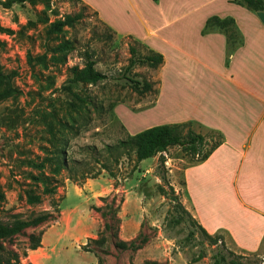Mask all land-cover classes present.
<instances>
[{
  "label": "rangeland",
  "instance_id": "rangeland-1",
  "mask_svg": "<svg viewBox=\"0 0 264 264\" xmlns=\"http://www.w3.org/2000/svg\"><path fill=\"white\" fill-rule=\"evenodd\" d=\"M64 43L71 50L61 59ZM130 43L78 0L0 4V67L17 89L0 99V215L7 222L14 214L52 215L6 238L5 246L19 252V264H34L44 251L41 264H212L219 253L220 264H264V248L244 252L222 230L210 239L178 209L173 196L182 203L183 170L194 163L179 145L163 153L164 165L158 154L137 163L132 148L106 149L127 138L128 126L159 119V107L152 108L156 68L138 64L127 74L152 82L144 94L122 77ZM86 52L106 78L73 84L71 67L81 68ZM191 128L209 147L210 128ZM59 159L67 168L54 172ZM29 193L41 194V202L27 203ZM44 232L42 251L30 252L28 236Z\"/></svg>",
  "mask_w": 264,
  "mask_h": 264
},
{
  "label": "crops",
  "instance_id": "crops-1",
  "mask_svg": "<svg viewBox=\"0 0 264 264\" xmlns=\"http://www.w3.org/2000/svg\"><path fill=\"white\" fill-rule=\"evenodd\" d=\"M118 35L164 57L155 70L158 121L220 132L223 143L183 170L182 204L210 234L222 230L244 252L264 248V10L236 0H81ZM232 18L242 43L228 53L222 31H203L209 16ZM170 103V105H169ZM151 109V108H149ZM148 110V109H147ZM161 122V123H159ZM145 125V126H144ZM41 246L30 252L42 251ZM34 264L47 256L39 253Z\"/></svg>",
  "mask_w": 264,
  "mask_h": 264
},
{
  "label": "trees",
  "instance_id": "trees-1",
  "mask_svg": "<svg viewBox=\"0 0 264 264\" xmlns=\"http://www.w3.org/2000/svg\"><path fill=\"white\" fill-rule=\"evenodd\" d=\"M27 0H3L0 4L4 7H10L14 3H20ZM84 6L87 7L81 0H78ZM157 1V0H154ZM238 4L246 6L249 10L258 12L264 10V0H236ZM95 14H97L94 11ZM83 16V12L80 11L77 13L76 17L81 18ZM67 22L71 23V16L67 17ZM109 28V27H108ZM110 29V28H109ZM207 30H215L222 31L227 38V42L229 44L228 53L235 50L237 46L242 43V37L240 32L234 25V21L232 18H219L215 15L209 16L203 28V31ZM131 39V43L128 45V51L130 54L129 61L127 66L123 71V78L127 80L132 89L138 94H144L146 92L152 91V82L147 80H139L134 76H128V73H131L133 67L138 64H146L151 68H157L164 62V57L159 52H155L154 50L146 48V52H141L136 47L137 45H143L139 41L135 40L131 36H127ZM144 46V45H143ZM146 47V46H145ZM59 50L63 53L61 59H65V55L71 50V46L69 44H61L59 46ZM95 60L91 58L90 54L86 52V60L84 65L80 68L75 65L71 67V78H69V82L73 84L78 83H87L90 85H95L99 81H102L106 78V75L94 68ZM10 74L5 73L0 67V85L7 83V86L0 92V99H5L13 96L17 93V89L8 85ZM75 96L81 100L85 101L78 94ZM186 127L185 133H182V128ZM210 138H212V142L209 147L205 149L206 137L204 134L194 131L191 128V123H164V124H156L149 127H146L134 134H127V138L123 140H119L116 145H107L106 149L108 151L112 149L129 147L134 149L136 155V162L139 163L144 159L151 158L155 155H159L158 160L160 165H164L165 158L163 153L167 151L168 148L174 145H179L183 151L190 154L194 158V163L201 162L205 160L211 152L217 149L223 143V135L216 131L209 129ZM63 154V152H60ZM60 167L67 168L63 159H59V164L54 169V172H57ZM52 188H45L44 193H52ZM176 200V204L178 209L187 215L191 219V221L196 224L199 230L203 233V235L209 237L210 239H214L215 235L210 234L205 228H203L200 224H198L193 218L191 213L184 207V205L179 201L176 195L173 196ZM41 194L37 193H29L27 195V203L35 204L41 202ZM2 200V195L0 194V201ZM99 209V208H97ZM105 214V213H102ZM50 212H42L40 214L34 215L30 218H21L18 214H14L12 216V220L10 222L4 221L0 215V264H19L21 255L18 251L13 248L7 247L4 244V240L6 238H10L11 236L22 233L25 229L29 227H36L41 223L47 221L51 218ZM105 227H108L106 225ZM29 245L28 249L34 250L41 246V235L40 234H30L28 236ZM104 238L99 239L98 241L103 242ZM224 261V256L216 254L214 256V261L212 264H220ZM100 264V259H98V263Z\"/></svg>",
  "mask_w": 264,
  "mask_h": 264
}]
</instances>
